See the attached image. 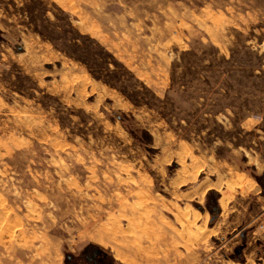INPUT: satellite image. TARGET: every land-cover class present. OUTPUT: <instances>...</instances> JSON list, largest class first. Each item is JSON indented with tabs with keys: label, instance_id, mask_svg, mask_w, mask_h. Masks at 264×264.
Masks as SVG:
<instances>
[{
	"label": "rangeland",
	"instance_id": "1",
	"mask_svg": "<svg viewBox=\"0 0 264 264\" xmlns=\"http://www.w3.org/2000/svg\"><path fill=\"white\" fill-rule=\"evenodd\" d=\"M92 251L264 264V0H0V264Z\"/></svg>",
	"mask_w": 264,
	"mask_h": 264
},
{
	"label": "flooded vegetation",
	"instance_id": "2",
	"mask_svg": "<svg viewBox=\"0 0 264 264\" xmlns=\"http://www.w3.org/2000/svg\"><path fill=\"white\" fill-rule=\"evenodd\" d=\"M89 251H90V249H89ZM92 252H93L92 255L89 254V253L86 254V259H87V260L94 261V262H96L97 264L100 263V262H102V261H101V258H100L101 253H100L99 251H92ZM69 261H72V258H71Z\"/></svg>",
	"mask_w": 264,
	"mask_h": 264
},
{
	"label": "water",
	"instance_id": "3",
	"mask_svg": "<svg viewBox=\"0 0 264 264\" xmlns=\"http://www.w3.org/2000/svg\"><path fill=\"white\" fill-rule=\"evenodd\" d=\"M67 260H70L72 257L70 255H67Z\"/></svg>",
	"mask_w": 264,
	"mask_h": 264
}]
</instances>
